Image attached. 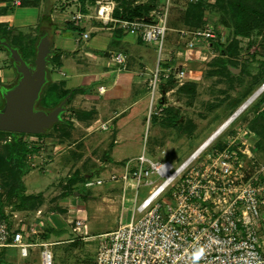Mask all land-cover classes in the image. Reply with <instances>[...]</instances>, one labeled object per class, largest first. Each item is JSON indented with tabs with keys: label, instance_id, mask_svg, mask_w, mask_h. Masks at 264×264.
Segmentation results:
<instances>
[{
	"label": "rangeland",
	"instance_id": "374dc122",
	"mask_svg": "<svg viewBox=\"0 0 264 264\" xmlns=\"http://www.w3.org/2000/svg\"><path fill=\"white\" fill-rule=\"evenodd\" d=\"M39 1L34 0L36 4ZM86 1L90 6L84 8L85 2L82 3L84 12L93 13L96 0ZM230 1L204 0L203 4L193 7L189 0H170L168 4V28L162 58L167 61L171 60L177 66L182 67L186 71V76L183 79H177L172 86L167 87L166 85L165 88L160 87L159 83L157 84L152 108L154 111L152 110L151 113L149 111L151 105L149 83L153 70L148 77L146 76L148 97L143 100L142 104L138 101L134 106L128 107L127 114L112 119L110 122L112 126L105 123L106 130L98 128L88 134L87 125L76 118L75 109H87L96 105L91 104L93 102L78 92L70 100L67 99L66 109L61 115V120L69 119L71 122L67 126L71 133L69 136L63 137L58 135L59 132H53L54 126L59 121L53 123L43 133H28L19 136L26 142L25 162L32 167V170L24 176L27 190L35 193L43 192L46 197V203L42 206V209L46 207L43 212L45 209H55L57 220L54 216L56 223L54 224L45 218L46 222L44 221L43 225L40 220H44V217H41L42 215L37 216V210H30L27 213L14 210L15 213H11L10 221L18 222L20 226L24 227V240L48 243V245L28 247L29 254L27 256L21 255L19 248H4V254L8 258L6 264H42L41 252L45 248L51 251L52 264H96L98 247L104 238V234L116 228L120 223L130 220L135 203L139 204L147 192L145 187H141L136 196L133 181L129 183V180L127 182L123 180L122 176L125 175L128 168L126 164L132 160H128L122 165L120 162L106 165L105 162L108 163L109 158L116 160L126 156L135 155L138 157L145 150L150 157L168 158L174 165H177L204 141H207L210 136L219 131L226 120H231L236 115L235 119L224 130L216 134L200 152L193 164L202 162L212 152L213 154H221L224 148L230 146V148L240 147L243 149L244 152H240L244 163L242 169L246 175L264 168V152L259 150L260 144L256 146V142L261 141L259 140L261 136L255 130H250L248 126L249 121L251 122L256 118L257 113L264 110V101L261 100V97H264V90L259 91L257 96L247 104L250 97L264 82V18L252 13V17L248 19L250 25L248 34L236 35L234 34L233 20L229 14H226L229 11ZM3 2H6V5ZM12 2L13 0H6L0 3V15L12 11L19 21L17 24H12L11 21L2 20L0 17V37L4 34L10 36L11 41L15 42L13 45L18 47L26 57L29 56L27 61L33 64V58L36 56L35 52L33 57L34 48L36 49L37 41L42 32L45 30L47 32L48 28L44 22L35 21L37 19L35 8L24 7L20 3L21 0L18 6L11 4ZM47 2L59 6V10L68 5L66 19L75 21L80 18L77 15L78 8L80 9L78 0H47ZM121 2H126V0ZM166 3V0H127L129 6L149 5L151 10L154 8L164 10ZM44 4L45 8L46 3ZM51 4L50 7L53 8ZM41 8L43 14L44 8L42 6ZM187 16H189V22L199 21L200 26L193 27L195 25L191 26L192 24L189 22L190 25H186ZM86 18V16L82 17L78 25H74L73 21L71 23L67 21V23L75 27L71 29L75 30L76 34H83L82 31L86 27L89 28ZM96 19L102 25L111 26L119 31V37L114 36L112 38L108 49L109 51L122 50L125 52V68L135 66V55L141 52L144 55V61L152 65L153 68L155 67L157 51L153 43L143 41L140 35L126 32L119 25V22L105 23L102 19ZM220 19L225 22H221ZM211 25H214L216 32L219 33L218 39L214 41L202 39L196 46H189L188 40L193 30L205 29ZM182 29L186 30V34L181 35ZM129 35H135L143 43L141 45L135 43L129 48L130 45L124 43V37H129ZM79 38L83 39L81 40L82 44L89 43L83 36ZM99 54L103 59L105 58L104 51L100 50ZM69 58L66 57L64 63L67 64L65 70L71 74L72 61L69 60L73 59ZM12 61L8 49L0 46V108L4 104L3 90L15 85L19 79L14 61ZM49 64L51 69L58 65L48 62L50 81L44 86L37 103L38 107L46 110L54 108L65 97L68 96L69 98V95L62 97L61 90L68 89L67 84L70 86V82L74 80V78L66 77L67 83H64L60 89L55 88L52 80L53 72L51 69L49 70ZM97 64L98 66L92 67L93 64L89 63V70H99V66L102 68L103 64L98 61ZM81 66L85 67L84 64ZM98 77L92 79L93 82L88 83L93 77L84 75V81L80 84L81 87H84V91L88 86L91 88L97 86ZM188 83L195 85V87ZM184 84L190 90H184L181 93L180 87ZM191 96L193 97L192 102L190 101ZM160 97L161 101H158ZM132 100L133 98L129 99L128 102H132ZM57 101L58 103L55 104ZM126 101L125 99L122 101L113 99L111 104L103 103L100 106L102 112L99 116L101 120L111 117L114 110H121L125 107ZM172 106L175 107L174 110L176 109L174 111L177 114L176 123L178 125L176 126H169L166 121L169 116L166 107ZM192 123L194 128L189 133L188 128L193 125ZM179 124H183V128L187 125L186 130L188 132L181 131L182 127ZM62 128L65 129V126ZM60 130L65 131L61 128ZM145 136L147 139L144 145ZM10 140L13 141L14 137L9 132L0 136V153L4 152L3 145ZM229 141H234V143H228ZM133 160L130 166L136 164V159ZM91 171L92 174L89 175ZM76 172H81L86 177L82 181H76L71 187L69 186V191H67V185L76 176ZM110 174H115L118 178L108 181ZM90 178H101L104 182L102 185L86 186L85 182ZM109 189L117 190L116 192L125 189L126 192H131L129 194L131 199L125 200L124 207L121 200L119 201L117 212L110 211L109 208L106 210L101 208L98 205L101 201L95 202L100 200L99 197L106 195ZM0 191H2L1 187ZM65 191L67 196L71 198L69 203L64 201L68 198L67 196L59 197L55 202L49 201L51 197L60 195ZM79 201L85 204L91 201V208H88L87 211L86 208H83L85 207L83 204L80 205L83 207L79 210L85 209L84 213L76 210L75 207L77 203H80ZM101 203L106 204L107 202ZM7 208L10 210V206ZM81 217L85 218V225L79 231H74L73 226L76 220ZM135 217L136 219L139 218L140 214L137 213ZM258 232L264 235L263 225L258 229ZM261 239L264 248V236Z\"/></svg>",
	"mask_w": 264,
	"mask_h": 264
},
{
	"label": "built area",
	"instance_id": "2783aa9c",
	"mask_svg": "<svg viewBox=\"0 0 264 264\" xmlns=\"http://www.w3.org/2000/svg\"><path fill=\"white\" fill-rule=\"evenodd\" d=\"M166 1L164 10L154 8L149 12V20L115 16L116 3L113 0H96L94 11V18L105 23L119 22L126 32L140 35L143 41L155 45L156 64L149 83L150 113L161 78L173 74L177 80L186 76L182 67L162 58L170 0ZM14 2L19 4L18 0ZM98 6L104 8L97 11ZM184 33L186 30L182 29L181 35ZM216 35L214 25L195 29L188 40L189 46H196L200 40ZM84 37H88L87 32ZM113 59L121 67H126L123 52H116ZM99 88L104 89V86ZM258 89L264 90V82ZM102 127L105 128V123ZM213 138L204 141L177 165L168 158L150 157L145 150L134 158L135 165L126 164L128 168L123 180L133 181L136 196L141 187L147 192L139 204L135 203L130 220L104 234L96 264H264L261 239L264 235L258 232L262 225L264 228V168L246 175L242 169L243 149L230 146L221 154L212 152L202 162L193 164ZM201 147L203 149L199 152ZM116 178L115 174L109 176L110 180ZM103 182L101 178H90L85 184L93 186ZM6 212L9 213L8 208ZM137 213L140 217L136 219ZM82 226L83 220L77 219L73 230L79 231ZM23 230L18 222L1 218L0 248H19L20 253L27 256L28 247L48 245L25 241ZM41 257L42 264H52L53 257L48 248L42 250Z\"/></svg>",
	"mask_w": 264,
	"mask_h": 264
},
{
	"label": "crops",
	"instance_id": "0c3cea01",
	"mask_svg": "<svg viewBox=\"0 0 264 264\" xmlns=\"http://www.w3.org/2000/svg\"><path fill=\"white\" fill-rule=\"evenodd\" d=\"M10 1V0H9ZM15 0H13V2L11 4L18 6V4H15L14 2ZM20 1V0H19ZM22 1V0H21ZM28 1V0H27ZM46 1V2H45ZM116 3V6L114 8V10L116 11V9L118 8V6L120 7V2L118 0H113ZM79 4H80V9L78 8V14L80 15L79 19H76L75 21L73 19H66V16L68 15L66 13V9L68 7V5L62 9L59 10V6L57 5H51L53 6V8L50 7L49 2H47V0H40L37 4H34L33 1L30 3V5L28 6H24V7H32L35 8V12L37 13L36 16V22H44V24H46L47 26V32H42L43 34H48L51 38L52 44H51V48H52V53H60V62L61 65H57V67L51 69V66L49 64V70L51 69V71L53 72V85L56 88H60L64 83H67L66 81V77H70V78H74V80H72L70 82V86L67 87L68 89L70 88H76V87H81L80 84L83 83L84 79L83 76L87 75V77H93L91 78V80L88 81V83L93 82L92 79H97V86H94L93 88H91V86H88L84 92H79L81 95H83L85 98L89 99L91 102V104H96L95 107H89V108H85L84 110H92V118H90V120L85 121V120H81L83 121L84 124H86L87 126V131L88 134H90V132H92L93 130L95 131L96 129L100 128V129H104L105 128L101 127L102 123H108L109 126L110 122L112 119L118 117L119 115L122 114H127V110L134 106L138 101H140V103L142 104L143 100L148 97L147 95L149 94V90H148V80L146 78V76L148 77V75L151 74V70H153L154 68L152 67V65H150L149 63H146L144 61V55L142 54V52L140 54H134L136 57V64L135 66H131L129 68H123L121 67L120 64L116 63L114 61V54L116 52H123L122 50H116V51H109V45L112 42V38L114 36H116L117 38L119 37V31L112 28L111 26H107V25H102V23L97 22L96 18H94V14L93 13H89V12H84L83 8H82V3L80 0H78ZM85 5L83 6L84 8H88L87 1L85 0ZM1 3V2H0ZM21 3V2H20ZM44 3H46V6L44 8L43 5H45ZM119 3V4H118ZM3 4L6 5V2H3ZM38 5V6H37ZM41 6L44 8L43 14L42 12V8ZM22 7V6H21ZM96 8V5H95ZM61 9V8H60ZM121 9V7H120ZM83 10V11H82ZM95 11V10H94ZM36 13H34V15H36ZM115 15V12H114ZM86 16L88 23H89V28H85L82 33L76 34L75 30L71 29V28H75L74 26H71V21H73L74 25H78L79 22L82 20V17ZM116 16V15H115ZM2 20H8L11 21L12 24H17V22L19 21L16 17V15L13 14L12 11H9L8 13L5 12L3 15H0ZM117 17H120L117 16ZM67 21H70V23H67ZM35 22V24H37ZM88 33V37H84V33ZM83 36L86 40L89 41V43H81V40L79 37ZM125 39V44L130 45L129 48L132 47L133 44L135 43H140V45L143 42H140L139 38H137L135 35L131 36L129 35V37H124ZM114 42V40H113ZM82 44V45H81ZM102 50L104 51L105 54V58L103 59L101 57V55L99 54V51ZM140 50L142 51L141 47ZM66 57H70L73 60L72 61V72H70L71 74H69L68 71L65 70V64L64 62L66 61L65 58ZM74 61V62H73ZM97 61L102 65L99 70H89V63H92V67H96L98 66ZM129 62V61H128ZM84 64L85 67L83 68L81 65ZM128 65H130L128 63ZM47 70H48V66H47ZM92 71V72H91ZM48 75L50 77V74L48 72ZM76 78V79H75ZM146 78V79H145ZM90 85V84H89ZM104 86V89H100V86ZM97 88V90H96ZM78 94V93H77ZM75 94V95H77ZM74 97V96H73ZM151 97V96H150ZM133 98L132 102H128L129 99ZM114 100H119L122 101V99L127 100L126 106L123 107L121 110H114V114L109 117L108 119L104 120L100 118V114H101V109L100 106L103 103L106 104H111ZM89 101V102H90ZM159 101V100H158ZM129 107V108H128ZM83 109V108H81ZM98 110H100L98 112ZM116 115V116H115ZM128 115H130L128 113ZM132 116V115H131ZM90 130V131H89ZM119 135V134H118ZM146 138H144V144L146 142ZM118 141V140H115ZM134 156H126L123 158H118L116 160H110L109 158V162H105L106 165L107 164H113L114 162H120L121 165L124 164L125 162H127L128 160H132L130 163H132L134 160ZM108 158V157H107ZM133 158V159H131ZM111 175V174H110ZM109 175V176H110ZM108 176V179H109ZM110 181V179L108 180ZM108 184V183H107ZM102 185V184H100ZM117 190H111L109 189L108 192L106 193V195H103L101 197H99V201H95V202H107L106 204H103L100 202V207L104 208L105 210L109 208V210L111 211H118V203L121 200L122 202V206L123 203L125 202V200L127 199H131L130 195L131 192H124V190H119L118 192H116ZM68 198L64 199L65 202L69 203V200L71 198H69V196H67ZM68 199V200H67ZM67 200V201H66ZM80 203L76 204V210L81 211V212H85V209L79 210V208L83 207L86 208L88 211V208L90 207V202L88 204L85 203H81V201H79ZM84 204V205H83ZM83 205V206H80ZM124 207V206H123ZM46 207H43V209ZM42 209V206L40 208L37 209V216H41L44 217V220H40L43 225H44V221L46 222V219L49 220L50 222L55 223L54 220V216L56 219V214H55V210L51 209V210H47L45 209V212H43L44 210ZM64 210V209H63ZM19 212V211H17ZM86 216V214H84ZM27 216V215H26ZM80 219L83 220V225H85V218L83 219V217H81ZM57 220V219H56ZM48 222V221H47ZM29 254V253H28ZM22 255V254H21Z\"/></svg>",
	"mask_w": 264,
	"mask_h": 264
},
{
	"label": "trees",
	"instance_id": "16d2710c",
	"mask_svg": "<svg viewBox=\"0 0 264 264\" xmlns=\"http://www.w3.org/2000/svg\"><path fill=\"white\" fill-rule=\"evenodd\" d=\"M6 1V0H0V2ZM34 0H22V5L27 6L30 5V3ZM39 1V0H36ZM85 0H82L81 2L84 3ZM121 4L120 7L116 9L115 15L116 16H122L125 18H141L145 17L149 20L148 14L151 11V7L149 5H127V0L126 2H121L122 0H118ZM204 3V0H200L198 2H191V5L194 6H199ZM229 8L228 12L226 14H229L231 19L233 20V27H234V34L236 35H247L248 31L250 29V25L248 22L249 17H252L251 14L255 13L259 15L260 17L264 18V0H238L235 2V0H231L229 3ZM224 10H226L225 7H223ZM188 19L185 20L186 25H190L193 27H199V21L197 22H189V16H187ZM221 22H223V19H220ZM190 24H189V23ZM225 22V21H224ZM223 22V23H224ZM188 23V24H187ZM201 24V23H200ZM10 36H7V34H4V36L0 37L3 39H6L12 46L15 45V42H12L11 39L9 38ZM219 38V33H217L215 38H211L210 40H216ZM14 44V45H13ZM1 47H5L0 43ZM16 47V46H15ZM22 52V51H21ZM36 49L34 48L33 51V57L35 56ZM22 56L28 60V57H26L23 52L21 53ZM60 53H52L49 57V63H55L58 65H61L60 62ZM34 59V58H33ZM13 62V61H12ZM14 63V62H13ZM172 64H176L174 62H171ZM50 81V77L48 75V82ZM176 79L174 78L173 74L169 77H162L160 80V87L165 88L166 85L172 86L173 82H175ZM190 85H193L191 83H188ZM195 87V85H193ZM56 88V87H55ZM60 89V88H58ZM184 90H190V88L184 84L183 86L180 87L181 93H183ZM78 92H84V87H76V88H70V89H65L61 90V96L64 97L65 95H69L68 100H70L75 94ZM195 92V91H194ZM193 97H190V101L192 102ZM261 100L264 101V97H261ZM161 101V97L159 99ZM58 101L55 103L57 104ZM57 106V105H55ZM175 107H166V110L169 111V116L167 117V125L169 126H176L178 123H176L177 120V114H175ZM74 109V108H73ZM179 110V108H177ZM178 112V111H177ZM74 113L76 114V118L88 121L90 118H92V110H84V109H75ZM157 116L155 117L156 120ZM61 122V123H60ZM60 124V125H59ZM62 124V126H61ZM71 122L69 119L65 120H60L59 123H57L56 126H54L53 132H59V136H69L71 133L68 130L69 128L67 127ZM193 124V123H192ZM65 126V129L62 128ZM186 125V124H185ZM181 128V131H187L193 130L194 124L186 130L183 124H179ZM249 129L250 130H255L256 133H258L261 137L258 141L256 142V146H259V150H262L261 152H264V110L260 111L257 113L256 118L249 121L248 123ZM62 130L65 131H61ZM68 128V129H67ZM9 132L13 135L14 140L7 141L3 147H4V152L0 153V219L1 218H6L10 219L11 218V212L14 210L21 211V212H29L31 211H36L38 208L43 206L46 203V197L43 192H29L27 190V187L24 182V176L32 170V167L29 166L25 162V154L27 151L26 147V142L22 139L19 138V136L28 134V133H23V132H12V131H2L0 130V136L5 133ZM223 147V146H222ZM2 154V155H1ZM92 174L89 173V175ZM86 177L85 174H82L81 172H76V176H74L70 180V184L67 185V191H69V186L73 185L76 181H82ZM65 194V195H64ZM67 192L65 191L64 193L51 197L49 201L52 200V202H55L59 197L62 196H67ZM10 206L9 213L6 212V207ZM55 210V209H53ZM63 211V210H62ZM11 220V219H10ZM4 248H0V264H6L8 258L4 254Z\"/></svg>",
	"mask_w": 264,
	"mask_h": 264
},
{
	"label": "water",
	"instance_id": "95a60500",
	"mask_svg": "<svg viewBox=\"0 0 264 264\" xmlns=\"http://www.w3.org/2000/svg\"><path fill=\"white\" fill-rule=\"evenodd\" d=\"M14 61L19 74L15 85L3 90L4 104L0 108V130L39 134L45 132L53 123L61 120L66 109L68 96L51 110L38 107L44 86L48 82V61L52 54L51 38L48 34L39 37L36 56L31 65L18 47L0 38ZM257 89L255 93H258ZM234 116V115H233Z\"/></svg>",
	"mask_w": 264,
	"mask_h": 264
},
{
	"label": "bare ground",
	"instance_id": "6f19581e",
	"mask_svg": "<svg viewBox=\"0 0 264 264\" xmlns=\"http://www.w3.org/2000/svg\"><path fill=\"white\" fill-rule=\"evenodd\" d=\"M104 7L103 6H98V8H97V11L99 10V11H101L102 9H103ZM108 9H110L111 7L110 6H108L107 7ZM257 94L258 93H254L251 97H250V100L249 101H247V104L250 102V101H252L256 96H257ZM235 117H236V115L234 116V117H232L231 118V120L229 121V122H227V123H225L221 128H220V130L219 131H217V132H215V134L213 135V136H211V137H209L208 139H211V138H213L216 134H218L219 132H221L222 130H224V128L233 120V119H235ZM220 127V126H219ZM207 143V142H206ZM205 145V144H204ZM204 145L202 146L203 148H204ZM207 145V144H206ZM201 147V149L199 150V152L203 149ZM198 154V153H197ZM196 154V155H197Z\"/></svg>",
	"mask_w": 264,
	"mask_h": 264
},
{
	"label": "flooded vegetation",
	"instance_id": "af4514ba",
	"mask_svg": "<svg viewBox=\"0 0 264 264\" xmlns=\"http://www.w3.org/2000/svg\"><path fill=\"white\" fill-rule=\"evenodd\" d=\"M31 64V63H30ZM32 65V64H31Z\"/></svg>",
	"mask_w": 264,
	"mask_h": 264
}]
</instances>
